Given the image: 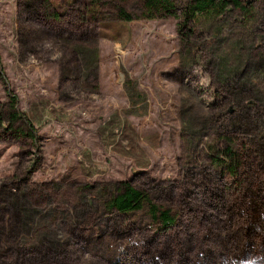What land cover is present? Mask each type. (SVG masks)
<instances>
[{
	"label": "rangeland",
	"instance_id": "rangeland-1",
	"mask_svg": "<svg viewBox=\"0 0 264 264\" xmlns=\"http://www.w3.org/2000/svg\"><path fill=\"white\" fill-rule=\"evenodd\" d=\"M240 2L126 22L0 0L2 69L38 127L0 132V264H264V0ZM226 139L236 176L205 155ZM120 180L175 224L104 213L94 188Z\"/></svg>",
	"mask_w": 264,
	"mask_h": 264
},
{
	"label": "trees",
	"instance_id": "trees-1",
	"mask_svg": "<svg viewBox=\"0 0 264 264\" xmlns=\"http://www.w3.org/2000/svg\"><path fill=\"white\" fill-rule=\"evenodd\" d=\"M81 1L90 17L117 21H140L175 16L178 3L181 4L184 18L222 19L227 12L239 10L247 12V7L240 0H77ZM48 4L52 17L58 10L74 3V0H40ZM138 4L136 12L128 10L127 4ZM108 9V10H107ZM106 10V11H105ZM111 13V15H109ZM0 80L5 92V100L0 102V132L27 135L36 138L38 127L28 114L19 108L18 96L9 89L6 74L2 69L0 57ZM224 147L207 144L205 155L215 171L220 174L236 176L239 168V155L235 141L226 139ZM98 189L91 200H97L99 208L106 214L113 212L129 213L142 211L160 228L175 224L178 211L155 202L143 189L132 185L128 180H120L107 188Z\"/></svg>",
	"mask_w": 264,
	"mask_h": 264
}]
</instances>
